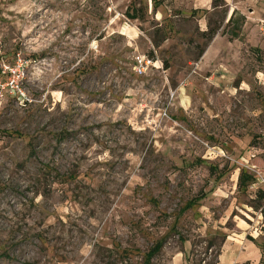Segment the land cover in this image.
I'll return each mask as SVG.
<instances>
[{"label":"rangeland","instance_id":"obj_1","mask_svg":"<svg viewBox=\"0 0 264 264\" xmlns=\"http://www.w3.org/2000/svg\"><path fill=\"white\" fill-rule=\"evenodd\" d=\"M234 2L0 0V65L39 62L0 100V264H264L260 0L200 35Z\"/></svg>","mask_w":264,"mask_h":264},{"label":"built area","instance_id":"obj_2","mask_svg":"<svg viewBox=\"0 0 264 264\" xmlns=\"http://www.w3.org/2000/svg\"><path fill=\"white\" fill-rule=\"evenodd\" d=\"M30 64H33L30 68L34 70L38 68L39 62L27 61L20 53H17L13 64L3 63L0 65V73L5 76L3 80H0V100L9 96L23 102L31 101L23 85ZM153 64V58L138 54L134 58L133 68L138 74H142Z\"/></svg>","mask_w":264,"mask_h":264},{"label":"trees","instance_id":"obj_3","mask_svg":"<svg viewBox=\"0 0 264 264\" xmlns=\"http://www.w3.org/2000/svg\"><path fill=\"white\" fill-rule=\"evenodd\" d=\"M224 6V0H212V7L216 8L218 6ZM246 21V17L243 13L238 10H233L230 16L227 18L224 27L222 28L223 22H215V21H208L207 29L201 31L200 35L205 40V43L210 42L215 35L222 29V35H226L228 39L234 40L238 39L241 35L242 27L244 26ZM203 53V49L200 48L197 57L199 58ZM251 179V176L247 175L245 172L240 173L238 185L241 187L244 185L245 181ZM259 198L262 199L264 196V192L259 190ZM160 248V244H157L154 248H152L148 253V262L149 259L153 256L155 252H157Z\"/></svg>","mask_w":264,"mask_h":264},{"label":"crops","instance_id":"obj_4","mask_svg":"<svg viewBox=\"0 0 264 264\" xmlns=\"http://www.w3.org/2000/svg\"><path fill=\"white\" fill-rule=\"evenodd\" d=\"M225 2H226V4L228 3L229 4V2L231 1V0H224ZM233 1H235L234 3H235V7H231L230 9L228 8V11L230 12V14H231V12L233 11V10H238V11H240L241 13H245L244 11H242V10H244L243 9V6L245 5V4H248V3H250L252 0H233ZM260 4H261V10L262 11H264V0H260ZM256 12V11H255ZM245 15V14H244ZM230 16V15H229ZM228 16V17H229ZM245 17H247L246 15H245ZM248 18V17H247ZM218 35H215V37H217ZM240 176V175H239ZM238 180H239V177H238Z\"/></svg>","mask_w":264,"mask_h":264}]
</instances>
